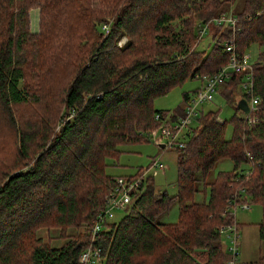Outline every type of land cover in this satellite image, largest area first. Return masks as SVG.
Wrapping results in <instances>:
<instances>
[{"label":"trees","instance_id":"trees-1","mask_svg":"<svg viewBox=\"0 0 264 264\" xmlns=\"http://www.w3.org/2000/svg\"><path fill=\"white\" fill-rule=\"evenodd\" d=\"M32 8L39 9L37 33L29 28ZM222 13L237 19L236 52L258 46L253 94L264 102V0H0V264H79L90 226L114 189L106 158L115 157L121 143L150 138L166 115H183L190 100L184 92L182 108L171 113L153 107L156 96L227 63L223 42L232 36L230 26L208 24L207 30L224 31L212 35L210 49L198 48L201 26ZM103 22H109L107 33ZM69 31L88 44L81 47ZM122 36L127 40L118 46ZM72 41L81 51L75 59ZM48 63L64 72L52 83L55 93L57 83L61 88L55 102L43 87ZM242 78L233 75L225 85L236 88ZM231 100L232 136L225 138L227 122L216 111L202 112L199 104L196 126L184 147L174 148L175 194L155 190L147 177L121 219L99 231L101 264H224L218 227L230 221L228 201L237 186L262 208V252L254 261L264 264V111L248 123ZM246 151L252 172L236 182ZM222 158L231 170L206 182ZM199 180L209 196L196 203ZM171 201L178 220L159 222ZM40 228H56L64 242L51 245Z\"/></svg>","mask_w":264,"mask_h":264},{"label":"rangeland","instance_id":"rangeland-1","mask_svg":"<svg viewBox=\"0 0 264 264\" xmlns=\"http://www.w3.org/2000/svg\"><path fill=\"white\" fill-rule=\"evenodd\" d=\"M109 20V19H108ZM39 9L32 8L29 10V28L31 32L37 33L39 28ZM210 24V23H209ZM224 31L222 27H215L209 25L208 30L206 29L202 38L198 43L199 49H210L212 42V35L218 38L220 31ZM209 31V32H208ZM236 31V30H235ZM71 37H75L79 41V45L82 47L88 43H84L85 39H79L77 32L69 31ZM125 37V36H122ZM126 38V37H125ZM127 40V38H126ZM227 40V39H224ZM123 44V43H122ZM122 44H118L121 46ZM71 48L75 51L73 59L81 56V51L76 42L72 41ZM197 48V49H198ZM264 48V46H262ZM245 52L250 55V63L257 61L258 46L253 43ZM65 58V56L63 57ZM51 65L48 63V68L45 71L48 76V83L45 81L43 84L44 90L46 91L45 98L50 99L51 102H55L56 98L60 95V83H57V92L52 87V83H55L56 78H60L63 75V69L57 64L50 68ZM238 85V83H237ZM200 87V79L189 78L185 79L182 83L173 86L165 94L156 96L153 99L152 105L156 109H167L173 113L175 109L182 108L184 100L182 94L188 93L190 98V104H193L192 98L195 90ZM239 86L235 88L234 84H226L218 93V89L214 93V97L211 101L202 103V112L209 110L216 111L218 119L226 121L225 138H230L233 132L232 116L235 113V106L232 102V97L235 99L240 97L242 91H239ZM230 96L228 98L226 95ZM53 97H50V96ZM55 97V98H54ZM186 105V103H185ZM240 110L236 112V116H241ZM197 121H192L191 125L196 126ZM57 124L54 125V130ZM147 137V138H146ZM119 153L115 157L106 158L105 172L112 176H133L140 169L145 168L152 157H158L164 164V170H157L155 175L152 176V182L155 190L165 191L167 195H173L176 192V151L173 148H161L157 143L148 138L142 137L140 140L135 142H124L117 146ZM232 168V163L227 158H222L215 162L213 168L206 175L205 181H211L216 172L218 171H229ZM209 196L208 187L203 186V183L199 180L196 184V191L193 193L191 200L199 203L206 200ZM234 214V220L237 222L238 231L240 233V259H249L253 261L258 259L260 252H262L261 243L258 238V223L262 220V208L259 204L250 203L249 208H241L240 204H237L232 209ZM125 209H116L111 222H117L124 215ZM157 220L159 222H175L178 220V204L175 201H171L167 208L162 211ZM70 231H67V233ZM38 234L43 237L44 240L50 241V244L55 246L56 244H62L64 240H61L56 228H40ZM221 243L227 244L225 235H221ZM55 244V245H54Z\"/></svg>","mask_w":264,"mask_h":264},{"label":"built area","instance_id":"built-area-1","mask_svg":"<svg viewBox=\"0 0 264 264\" xmlns=\"http://www.w3.org/2000/svg\"><path fill=\"white\" fill-rule=\"evenodd\" d=\"M209 23L216 25H228L231 28L232 36L223 42L224 51L228 54V61L219 69L211 74H202L199 76L200 87L195 91L192 98L193 104L190 102L184 106L183 115L171 119L169 115L160 125L149 131V137L161 148H182L185 145L187 132L192 129L191 121L198 113L197 107L203 102L211 101L214 93L218 87L224 84L233 75L242 74L243 78L238 83L241 90L249 97L247 102V111H241V116L248 122L253 123L257 121L256 112L259 110L264 111V102L260 96L253 94V64L250 63V55L247 52L238 53L235 50L233 36L235 32L236 18L231 14L222 13L218 17H214L204 23L199 29V37H202ZM101 30L107 33L109 30V22H103L100 25ZM126 41L125 37H121L118 44ZM238 85V86H239ZM243 97V96H242ZM190 101V100H189ZM159 114H155L154 118L158 119ZM248 161L243 170L235 178L236 182H240L241 175L244 179H248L253 168L252 156L249 152H245ZM157 170H164V164L158 157H152L149 164L140 169L133 176H115L114 189L110 191L106 198L102 210L97 214L93 220L88 231V242L81 250L78 256L79 264H101L104 260V248L99 241L98 233L104 228L105 225L112 219L116 209H124L131 201V198L136 194L141 185L147 177L155 175ZM232 185V184H231ZM245 190L241 186H237L231 194L228 201V212L226 213L230 221L222 223L218 227V234H224L227 244L222 248L226 254L224 264H257L255 261L242 262L240 259V233L238 231L237 223L234 220L232 209L240 204L241 208H249L248 196L244 193Z\"/></svg>","mask_w":264,"mask_h":264},{"label":"water","instance_id":"water-1","mask_svg":"<svg viewBox=\"0 0 264 264\" xmlns=\"http://www.w3.org/2000/svg\"><path fill=\"white\" fill-rule=\"evenodd\" d=\"M237 105L242 111H247L248 109L247 102L244 97H241V99L238 100ZM160 146L163 147V145H160Z\"/></svg>","mask_w":264,"mask_h":264},{"label":"crops","instance_id":"crops-1","mask_svg":"<svg viewBox=\"0 0 264 264\" xmlns=\"http://www.w3.org/2000/svg\"><path fill=\"white\" fill-rule=\"evenodd\" d=\"M223 86H225V83L222 84V85H220V86L218 87V88H219V89H218V93H221L220 90L222 89ZM239 91H240V92L242 91L240 87H239ZM242 92H243V91H242ZM242 96H243V95H242V93H241V94H240V97H239V98H238V97L236 98L237 101H238L239 99H241ZM184 106H185V105H184ZM241 261H242V262H248L249 259H244V260L241 259ZM253 261H254V260H253Z\"/></svg>","mask_w":264,"mask_h":264},{"label":"bare ground","instance_id":"bare-ground-1","mask_svg":"<svg viewBox=\"0 0 264 264\" xmlns=\"http://www.w3.org/2000/svg\"><path fill=\"white\" fill-rule=\"evenodd\" d=\"M236 21H237V19H236ZM235 25H236V23H235ZM133 197V196H132ZM228 209V208H227ZM237 223V222H236ZM98 235H99V233H98Z\"/></svg>","mask_w":264,"mask_h":264}]
</instances>
